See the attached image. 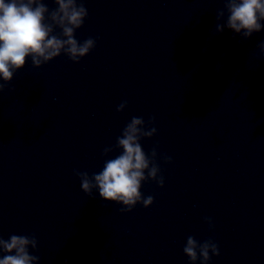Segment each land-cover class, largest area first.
Here are the masks:
<instances>
[{
	"label": "clouds",
	"instance_id": "obj_1",
	"mask_svg": "<svg viewBox=\"0 0 264 264\" xmlns=\"http://www.w3.org/2000/svg\"><path fill=\"white\" fill-rule=\"evenodd\" d=\"M56 7L49 9L44 0H0V95L14 79L17 71L23 69L28 58L32 66L39 68L62 54L75 64L88 56L96 47L99 37H88L82 42L76 38V31L83 27L88 18L86 0H53ZM223 8L216 11L215 33L225 29L248 40L254 34L264 31V0H221ZM256 59H264V40L256 45ZM14 92V88H8ZM128 107L127 99L116 108L122 113ZM155 116L147 121L133 116L116 137L115 144L102 150L106 158L99 172L73 170L80 180L81 190L88 197L98 191L104 201L122 205L121 213L131 212L138 204L149 208L154 197H145L141 188L152 181L163 188L165 178L161 173L159 160L173 163L172 157L158 152L154 145L146 153L141 141L157 135ZM209 231L215 225L211 217H204ZM38 239L31 235L12 234L8 239L0 235V264H39ZM31 250V251H30ZM183 253L190 264H209L214 256L220 255L219 244L213 237L203 241L189 235Z\"/></svg>",
	"mask_w": 264,
	"mask_h": 264
}]
</instances>
